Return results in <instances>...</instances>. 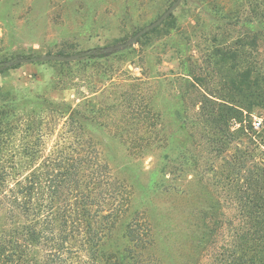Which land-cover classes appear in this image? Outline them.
<instances>
[{
  "label": "rangeland",
  "instance_id": "1",
  "mask_svg": "<svg viewBox=\"0 0 264 264\" xmlns=\"http://www.w3.org/2000/svg\"><path fill=\"white\" fill-rule=\"evenodd\" d=\"M177 1L0 0V60L17 55L73 56L95 48L119 52L108 60L64 66L40 62L1 74L0 159L4 167L16 168V181L37 169L42 160L19 157L24 134L28 131L37 139L42 133L37 117L41 106L65 102L90 119L84 123V135L114 176L133 189L134 212L151 217L161 236L160 253H168L166 264H211L215 249L208 247L198 256L187 248L185 236L186 231L194 232L198 220L201 186L209 188L207 198L227 197L214 171L223 162L215 160L197 128L201 93L222 89L226 70L215 64V49L253 37L264 25V0H182L155 31L136 38ZM248 52L252 61L264 66V35ZM188 72L202 81L205 92L195 88L194 78L188 82ZM154 95L168 144L142 157L115 135L114 123L129 115L117 107L121 103L135 110ZM9 105L14 110L6 115L3 107ZM100 106L106 109L103 115L95 113ZM42 121V151L49 156L66 133L65 119L52 118L50 111ZM254 121L263 123L260 118ZM143 133L130 131L131 136Z\"/></svg>",
  "mask_w": 264,
  "mask_h": 264
},
{
  "label": "trees",
  "instance_id": "2",
  "mask_svg": "<svg viewBox=\"0 0 264 264\" xmlns=\"http://www.w3.org/2000/svg\"><path fill=\"white\" fill-rule=\"evenodd\" d=\"M259 28L253 37L215 49V64L226 70L222 89L207 93L199 78L186 74L188 82L194 78L195 88L205 92L201 93L197 128L215 160L223 162L214 171L227 197L207 198L209 188L201 186L194 232H185L186 246L194 254L215 249L211 264H264V66L252 61L248 52L264 35V25ZM117 53L95 48L78 54V61L108 60ZM39 59L25 55L2 59L0 75L40 63ZM155 97L135 110L125 109L120 102L117 107L129 115L114 123L115 135L131 153L140 152L142 157L168 144ZM10 107L14 105L3 107L6 115L12 114ZM41 107L37 117L42 133L37 139L28 131L24 134L19 157L40 159L42 164L16 181V168L4 167L0 159V264H166L168 253H160L161 236L151 217L134 212L133 189L114 176L84 135V123L90 119L65 102ZM105 110L100 106L95 113L103 115ZM50 111L52 118L65 119L66 133L52 154L45 156L42 120ZM256 118L263 120L258 129ZM132 130L144 133L131 136Z\"/></svg>",
  "mask_w": 264,
  "mask_h": 264
},
{
  "label": "water",
  "instance_id": "3",
  "mask_svg": "<svg viewBox=\"0 0 264 264\" xmlns=\"http://www.w3.org/2000/svg\"><path fill=\"white\" fill-rule=\"evenodd\" d=\"M182 0H178L158 21L151 24L150 26L144 28L137 36L136 38L144 36L146 33H148L150 30H153L159 26H161L168 17L178 8ZM81 58V55H73V56H60V55H46L40 57L41 62H74L78 61ZM27 63V61H25Z\"/></svg>",
  "mask_w": 264,
  "mask_h": 264
},
{
  "label": "built area",
  "instance_id": "4",
  "mask_svg": "<svg viewBox=\"0 0 264 264\" xmlns=\"http://www.w3.org/2000/svg\"><path fill=\"white\" fill-rule=\"evenodd\" d=\"M260 122H257L256 124H255V127H256V129H258L259 127H260Z\"/></svg>",
  "mask_w": 264,
  "mask_h": 264
}]
</instances>
